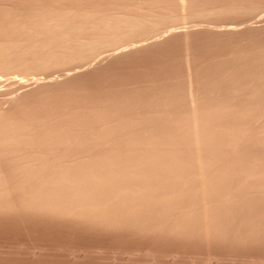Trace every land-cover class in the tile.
<instances>
[{
	"label": "bare ground",
	"instance_id": "obj_1",
	"mask_svg": "<svg viewBox=\"0 0 264 264\" xmlns=\"http://www.w3.org/2000/svg\"><path fill=\"white\" fill-rule=\"evenodd\" d=\"M253 20L264 0H0V216L228 235L264 201V42L238 40ZM189 26L250 32L210 60L187 34L168 80L82 78Z\"/></svg>",
	"mask_w": 264,
	"mask_h": 264
},
{
	"label": "rangeland",
	"instance_id": "obj_2",
	"mask_svg": "<svg viewBox=\"0 0 264 264\" xmlns=\"http://www.w3.org/2000/svg\"><path fill=\"white\" fill-rule=\"evenodd\" d=\"M236 22L238 21H232V19H228L225 20L224 23L231 24ZM248 25L250 26L249 29L254 33L248 31V29H246L244 33L250 32L249 35H252L251 38H247V33L246 36H244V33L243 36L242 33H240L241 35L238 34L235 37H229L231 40L227 36L218 37L207 33L205 29L207 28L206 26H203L204 28L199 26L198 29H193L189 26L190 28L187 27L186 29L183 28V30L180 29V33L175 36L169 37V34H167L168 36L164 35L165 40L150 45L126 57L108 60L98 66H90L80 70L81 72L83 71L81 75H84L82 77L84 80L89 75L90 78H87L86 81L99 83L104 82L103 80L108 78L109 75L110 77L114 76L115 81H118L117 78L115 79L118 74H129L131 76L133 75L132 77L144 78L147 75L152 74L156 70L157 65H161L160 73L163 78L168 80L171 77L168 76L171 74L169 72H172L173 67L175 68L176 65H179L181 72L186 71L183 60L186 51L183 50H186L187 34L189 35V42H191V45L195 43V46L194 44L193 46L197 48L204 58L206 57L205 59L210 60L217 55L222 54L221 52L230 53L234 52V49L235 51L236 49L238 50V47L234 44V41H236L241 36L242 38L246 37L248 40H244L245 38L238 40L245 42V45L247 46H250L251 41L253 42V38L256 36L257 38H255L256 40L254 42H258L259 39L260 41L264 42V35L262 36V34H264V22L253 20ZM187 29H189V32ZM255 34L257 35L253 36ZM246 41H249V43ZM225 42L227 45L231 46H225ZM197 43H199V46H197ZM229 47H231V49ZM219 48L222 49L220 50ZM226 49H229V51ZM204 50L206 52H204ZM210 53L212 57L210 56ZM149 63L150 66L153 65L151 67L152 69L150 68L152 71L149 69ZM102 64L104 66H102ZM126 66H128V68H126ZM146 66L148 67L146 68ZM129 67H131V69ZM182 67H185L183 68L184 70ZM161 68L163 69L161 70ZM118 70H120V72ZM58 72L60 73L57 74V76L63 75L62 73H64V75L67 73L65 70H60ZM107 72L108 74H106ZM136 72H138V74ZM59 79L66 80L67 77L63 76ZM1 217L5 219H2ZM11 217L0 216V222L5 221L2 222L3 225L0 223V264L2 262L4 264H41V262L42 264H264V201L254 203L252 206L239 210V212L234 216L235 221H233L230 226V233L225 236L211 235V239L207 236H204L199 227H191L183 233L174 234L168 232L160 233L152 230H138L133 228H98L96 226L91 227L92 225L88 224H83L82 226V223L77 222H73V224H71V222L69 225V221L56 219L52 220L50 218L37 216H20L19 218V216L12 215ZM13 217L15 218L13 219ZM25 218H28V220ZM17 219L20 220H18L20 223L17 222ZM238 221L241 223L239 224ZM80 224L81 228H79ZM41 225L43 226L41 227ZM54 229L55 231H53ZM62 230H65V232ZM103 230L104 232H102ZM95 231L98 236L95 234ZM70 232L74 233L71 234ZM101 235L107 236L101 237ZM113 235L115 236L114 238ZM118 235L120 238L117 237ZM110 236L112 238H107ZM134 239L138 240L140 243ZM6 260H8V262Z\"/></svg>",
	"mask_w": 264,
	"mask_h": 264
}]
</instances>
